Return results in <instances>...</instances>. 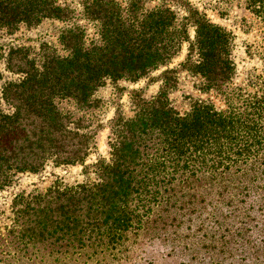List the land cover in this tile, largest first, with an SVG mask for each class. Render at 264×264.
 Returning <instances> with one entry per match:
<instances>
[{
    "label": "trees",
    "instance_id": "trees-1",
    "mask_svg": "<svg viewBox=\"0 0 264 264\" xmlns=\"http://www.w3.org/2000/svg\"><path fill=\"white\" fill-rule=\"evenodd\" d=\"M235 2L264 27V0H0V191L49 163L85 175L16 194L0 264H134L156 239L193 238L264 264V70L236 83L235 35L205 11ZM46 21L61 49L4 40ZM260 48L246 53L264 61ZM111 111L109 157L86 164Z\"/></svg>",
    "mask_w": 264,
    "mask_h": 264
},
{
    "label": "rangeland",
    "instance_id": "rangeland-1",
    "mask_svg": "<svg viewBox=\"0 0 264 264\" xmlns=\"http://www.w3.org/2000/svg\"><path fill=\"white\" fill-rule=\"evenodd\" d=\"M63 1V0H61ZM158 1V0H156ZM195 6L199 7L201 10L206 7H212L216 0H190ZM155 2H150V5H154ZM208 18L213 22L227 27L235 35L233 55L237 64V79L236 83H239L247 74V72L262 73L264 70V61L259 57L250 58L246 50L249 49L250 45L260 47V51L264 52V27L262 24L255 21L251 14L247 11L242 10L238 3L235 2L229 16L227 18H220L216 12L208 8L205 10ZM183 13V11H182ZM247 18L253 20L254 28L252 33L247 34L243 31L240 19ZM60 26L58 21H46L36 28H21L19 31L13 35H5L4 40L10 41L15 44H25L32 45L35 49H38V45L41 42L52 41L57 45V36L55 35L56 29ZM191 38H194L195 31L191 29ZM58 49H61L60 45H57ZM188 45L184 46L181 56L175 61V66L177 63L182 61L187 52ZM3 67V64L1 65ZM159 72L154 73L157 75ZM8 74V73H7ZM181 80L185 83L183 84V90L193 94L194 96H200L201 94L193 88L194 79L184 78L181 76ZM144 82L136 85H132L130 88L142 87ZM158 89V85H152L150 87V92L154 93ZM106 93V92H105ZM180 93L175 92L171 95L173 99L176 100V104L180 103ZM203 97H210L217 105H221L215 95H204ZM127 100V95L124 96L122 101ZM0 109L4 112L9 111L8 105L4 101H0ZM112 116V111L109 112L101 123H104V127L97 132L96 141L97 148L91 153L86 161V164L92 163L97 160L98 156L101 154L106 158L109 157V134L110 129L108 127V120ZM83 165L75 166H55L53 163H49L44 170L39 173H21L17 175L15 183L0 191V226L7 225L11 223L12 219V201L16 194L25 191L26 193L45 191L51 184L59 182L60 184L73 185L81 182L85 179V175L82 173ZM201 238H193L184 240L183 243H179L178 247L175 249L171 242H163L161 240H154L151 244L147 245L145 253L134 262V264H254L252 261L247 260L244 262L242 258H247L249 255L234 251L232 254L217 253L216 250L211 248L206 249L200 247L199 251L194 252L193 247H195ZM204 243V242H203ZM209 242L205 243V246L209 247ZM188 245L189 248L185 246ZM262 254V253H261ZM262 260L264 261V255H262ZM72 262L60 259L59 264H71ZM57 264V263H56Z\"/></svg>",
    "mask_w": 264,
    "mask_h": 264
}]
</instances>
